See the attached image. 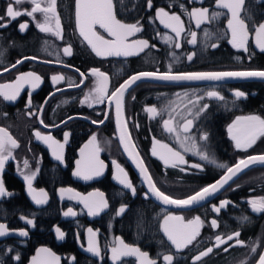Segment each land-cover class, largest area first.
<instances>
[{
	"label": "flooded vegetation",
	"instance_id": "af4514ba",
	"mask_svg": "<svg viewBox=\"0 0 264 264\" xmlns=\"http://www.w3.org/2000/svg\"><path fill=\"white\" fill-rule=\"evenodd\" d=\"M99 3L126 29L94 28L101 57L77 34L76 0H0V264H257L264 166L200 207L164 209L124 157L111 99L138 73L264 72V0ZM127 35L142 52L123 58L114 46ZM123 116L149 182L171 201L264 155V83L139 84ZM153 140L178 156L170 168Z\"/></svg>",
	"mask_w": 264,
	"mask_h": 264
},
{
	"label": "water",
	"instance_id": "95a60500",
	"mask_svg": "<svg viewBox=\"0 0 264 264\" xmlns=\"http://www.w3.org/2000/svg\"><path fill=\"white\" fill-rule=\"evenodd\" d=\"M87 1V2H86ZM98 0H76V30L79 37L86 43L90 50L98 57H101L99 54L104 51L103 43L99 41L98 37L94 33V28L98 27L101 30H104L105 25L114 27L115 31L126 30L125 27L122 28L117 23L112 22L110 16H107V21L103 20L101 17L106 15L105 4L99 3ZM89 3V4H88ZM94 6V7H93ZM85 7V8H84ZM92 7V8H91ZM107 7L110 8V5ZM91 8V9H90ZM94 8V9H93ZM90 9V10H89ZM79 10V11H78ZM88 10V11H87ZM92 12V13H90ZM92 14V15H91ZM102 15V16H101ZM92 16V17H91ZM109 20V21H108ZM111 22V23H110ZM114 23V25H113ZM114 40H117L118 37L111 36ZM129 36H123L122 39L118 38L119 42L116 48L117 54L120 57L128 58L131 56H137L142 51L135 47V45H126L122 43L125 38ZM123 46V47H122ZM113 48V49H114ZM119 48V49H118ZM103 49V50H102ZM102 50V51H101ZM243 82H259L264 83V72H253V73H188V74H166V73H138L135 76L129 78L125 81L113 94L111 99L112 109H113V118L115 130L118 138L120 148L124 154V157L129 164L130 168L135 172L137 177L141 179H147L148 186L147 191L153 202L158 206L169 209V210H191L197 207H200L208 203L211 199L216 197L221 191L227 188L239 175L243 174L247 170L251 169L254 166H264V155L260 156H251L237 162L234 166L226 170L216 181L205 187L203 190L199 191L190 198L183 200L181 202L171 201L168 198L164 197L162 194L157 192L152 184L149 182V174L143 165L136 149H134L132 142L129 138V135L126 130V125L123 116V97L125 93L137 86L139 84H151L157 86H167V87H194V86H208V85H231L236 83ZM242 136L243 134L240 133ZM255 132L248 133V143L253 139ZM153 151H157L158 155H153L159 160H161L165 168H170L171 164L167 163V160L178 157L174 155L169 149L163 150L164 147L158 143L156 140H153ZM160 150V151H159ZM84 153H82L81 158H84ZM80 158V159H81ZM82 162V160H80ZM80 164V165H79ZM77 172H81V166L84 164L79 163ZM77 165V166H78ZM104 171L101 170L102 174ZM78 181L81 179L76 178ZM84 201V200H82ZM168 217L164 218L161 221L160 231L162 236L167 239L169 238L166 230L164 228L165 223L168 221ZM140 254L135 250V259L138 260ZM141 257H143L141 255ZM35 261L32 263L34 264ZM257 264H264V251L257 262Z\"/></svg>",
	"mask_w": 264,
	"mask_h": 264
}]
</instances>
